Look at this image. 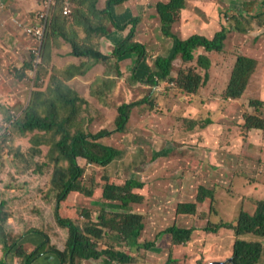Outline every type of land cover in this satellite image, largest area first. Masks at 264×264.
I'll list each match as a JSON object with an SVG mask.
<instances>
[{
	"label": "trees",
	"instance_id": "1",
	"mask_svg": "<svg viewBox=\"0 0 264 264\" xmlns=\"http://www.w3.org/2000/svg\"><path fill=\"white\" fill-rule=\"evenodd\" d=\"M38 1L40 5L43 4V0ZM53 1L50 12L58 17V21L52 22L51 16L46 38L47 46L49 39L59 40V37H62L72 45L73 55L92 58L97 63L105 65V74L112 75L117 72L119 78L126 79L128 76L127 72L123 71L122 60L128 57L133 59L135 63L133 72L148 59L152 62L151 58H155L153 59L155 67L150 69L148 82H145L147 78L142 81L146 83L143 86L144 91L147 88V94L118 106L115 123L116 131L119 133L128 130L132 112L136 108L145 112L148 110L149 113L154 114L157 105L162 106V103L167 101L171 106L173 102H176L172 98H177L181 94L189 97L186 105L196 103L195 101L199 100L195 97L196 94L211 77V69L216 61L213 55L225 51L231 32L230 27H226L225 22L221 20L219 23L221 28L214 35H210L213 29L207 32L192 29L190 35L183 36L179 26L192 18L195 6L192 0H108V7L101 10V18L96 27L93 25L92 18L88 27L86 20L82 19V17L85 19L86 16L89 17V13L95 9L96 0ZM66 1H73L75 4L69 15L63 12ZM140 1H146L148 4L147 16L151 20L150 28L155 37L158 40L167 38L174 41L171 56L156 53L146 42L138 39L137 25L142 22L143 16L138 15L134 8ZM211 1L206 0L198 5V8H207ZM249 2H261L264 6V0ZM122 4L131 7V11H128L134 17L119 21L114 16V7ZM28 9L29 7L22 0L12 2L2 0L0 21H2V13L24 19ZM221 10L223 11L222 8ZM129 13L126 12L128 15ZM126 14L125 17H127ZM59 15L64 18H59ZM250 17L256 19V16ZM229 18L236 19L237 15ZM28 19L29 25L43 20L34 11L29 14ZM197 20L201 22L199 18ZM109 24L112 27L111 37L117 38V44L114 45L113 50L107 51L108 46L105 45L106 42L103 43L100 40L102 36L100 34L105 35L104 29H107ZM254 27L253 24L246 22L244 30ZM7 29L13 32L9 24ZM17 36L19 43L14 48L5 47L3 40L0 41V88L4 86L6 93L10 96L9 99H5V94L0 93V143L12 149L15 146L18 150L17 146H21L22 149L25 146L29 147L32 150L31 155L33 153L35 155L37 163L33 169L37 171V174L34 170L32 174L30 172L23 174L22 168L15 171L9 169V178L0 179L2 182L0 186V264H11L5 260L6 254L10 256V260L12 256V260L17 264H33L47 253L57 254L60 259L59 264L93 262L136 264L139 259L149 264H207L203 251L205 238L199 237L198 231L201 229H197L187 216L193 215L198 210V203L204 202L207 198L217 202L216 192L219 187H223L220 184L228 181L232 184L233 181L219 179V185L210 187L203 179V182L197 184L195 199H186L184 198L186 180H190L189 165L187 164L186 167L173 165L176 160L184 165L186 156L183 154L182 157H176L170 165L162 168L160 162L164 161L165 154L161 156L157 154L153 159L158 158L155 164L158 167V178L160 176L161 178L166 176V178L158 182V187L162 191L155 197L157 204L149 202V197L143 192L144 181L131 177L121 182L118 179L123 178L122 173L117 175L112 173L113 167L117 165L124 150L115 144L109 142L104 144L99 141L102 137L108 136L111 131L104 128L91 132L84 128L80 116L83 113L91 115L92 101L67 80L66 74L60 75L55 67L53 69L48 67L49 62L45 58L37 70L34 66L37 56L35 50L40 44L37 37L30 33ZM84 36L86 40L96 44V47L82 44ZM263 38V36L256 37L257 43L252 49L255 54L250 51L236 54V65L223 94L214 92L212 98L204 97L206 100H200V108L206 105L207 111L201 112L198 107L195 113L186 111L187 116L184 119L188 125L187 134H194L200 128L205 129L212 124H217L222 128L224 140V129L234 127V124L226 120L228 111L236 100L247 95L251 79L260 70L261 65L264 66L262 63L264 52L260 50V44L264 42ZM95 40L100 41L95 43ZM101 46L104 47V51L101 50ZM177 58L182 60L183 65L180 67L174 62ZM174 71L177 72L176 76L173 75ZM124 85L138 87L134 79L133 81L127 79ZM155 85H158L161 91L157 92ZM91 93L94 95L95 92L92 90ZM106 95L110 96L108 93ZM160 96L163 97L160 98ZM253 102L258 105L259 112L245 113V120L239 121L243 129L239 135L246 138L252 131L262 132L264 135V111L261 108L264 102L261 99L253 100ZM224 111L226 116L222 114ZM192 114L193 116L190 117L189 115ZM196 135L205 139L203 134ZM188 144L193 145V142L189 141ZM42 147H48L49 151L44 152ZM199 149V153L193 154L192 150V154L201 160H207V157L203 155L204 150L201 147ZM238 156L237 160L241 158L243 162L242 167L234 169L231 161L235 160V157L230 154L228 159L232 165H223L221 168L213 165L214 172L219 175L240 174L258 180L256 182H264V168L259 169L261 162L255 161L254 158L245 159L241 154ZM143 158L146 160V155ZM188 158L193 161V156ZM90 168L93 169L90 173L93 180L94 175L100 173L99 182L91 180V187L84 184ZM190 170L193 171V169ZM203 171L206 176L207 171ZM47 176L49 179L45 180L43 186L36 183L37 180L46 179ZM97 187H101L99 200L103 199V203L93 207L89 203L96 196ZM35 189L38 190L40 197L44 196L53 203L44 204L41 201L37 204V197L33 198ZM29 194L31 196H27ZM73 195H81L85 201L80 205L79 215L76 218V215L71 214L72 209L67 206ZM25 196H27L26 201H24ZM253 204L254 212L242 207L235 221L223 220L204 229L205 233L218 232L224 227L236 231L238 239L234 244L232 261L227 260L220 264L261 263L263 244L242 237H264V199L254 200ZM96 213H99L97 218ZM35 214L42 217V222L36 221ZM44 220L47 221L46 224ZM54 229L62 234L61 242L54 243L55 234L51 233ZM31 233L46 237V241L30 254L29 249L23 243L19 245L18 241L24 235ZM181 245L188 247L187 261L184 259L183 263L177 262L174 254Z\"/></svg>",
	"mask_w": 264,
	"mask_h": 264
},
{
	"label": "rangeland",
	"instance_id": "2",
	"mask_svg": "<svg viewBox=\"0 0 264 264\" xmlns=\"http://www.w3.org/2000/svg\"><path fill=\"white\" fill-rule=\"evenodd\" d=\"M205 0H192V2L195 4L192 11V18L190 20L184 21L179 27L182 30L183 36H188L191 34L192 29L197 30L199 32H207V30H212V33L210 32V35H214L217 30L221 28L219 26V23L221 20L225 22L224 25L226 27H230V36L229 41L227 42L225 51L220 52L219 54L215 53L213 56H215V63L212 66L211 69V77L208 81V83L200 89L198 94H196L195 97H197L199 100L195 101L196 103H192L190 105L188 104L189 97L185 94H181L177 98H172L176 102H173L170 106L167 101L162 103V106L157 105L156 113H149L148 110L142 111L139 108H136L132 112L129 128L125 132H117L116 131V123L115 118L116 114L118 112V106L121 105L124 102H132L135 97L139 98L140 95H146L147 94V88L144 91L143 86V79L147 78L150 74V69L153 68L154 61L151 58L141 64L138 69H134L132 72V69L134 68L135 63L132 61L133 59L131 57L126 58V61H123V71L127 72L128 80L133 79L136 81V85L138 87H129V89H122L119 93V95L115 98V96L112 94L110 96H106L104 92H101V89L104 90V85L101 83L102 78L100 77L101 73L97 72V66L98 63L94 59L90 58L89 61H87V65H85L83 68L90 69L89 64L90 62H93V69L90 70L91 77L94 74V79L91 80V91L93 90L96 96L95 102L92 101V108H91V115L88 113H83L82 116H80V120L84 123V128L87 131H93L97 132L100 129H108L111 131V133L108 135L106 141L107 143L115 144L119 146V148H122L124 150L123 154L120 156L119 161L116 166L113 167L112 173L114 175H117L118 173H122L121 176L123 178L118 179V181H125L126 178H135L139 181H144L145 186L143 189V192L147 194L149 197V202L157 204L158 201H155L157 198H155L157 195L161 194L162 189L158 187V182L166 178V176H161L158 178V167L155 165L158 161L157 159H153V157L157 154L160 156L165 154L164 161L160 162L162 168L166 165H170L176 157H182L181 155L184 154L186 156L184 158V165L179 164L177 160L174 162L173 165L178 164V166H185L189 165V175L190 180H186V188L185 193L186 196L184 198L194 200L195 194L197 191V184L198 182H203V179L207 182L206 184L210 187H215L219 185V179L220 180H226L231 179L233 183L231 184L229 181L224 184H220L223 187H219L216 196L218 197V201H212L211 198H207L204 202L198 203V210L193 215H188L187 217L189 220L196 226V228L201 229L198 231V235L201 238H205V246L203 247V251L206 254V261L207 264H213V263H224L227 260H231L234 252V244L236 240L238 239V236L236 235V231L232 228H221L219 229L220 232H213L208 231L207 233L204 232V229L206 227L213 226L215 223H220L221 221L225 220L227 222H233L237 219V216L239 215L242 206L247 205L249 208H253L254 204L252 203V199L246 200V192L252 188L254 184L257 185H264V182H256L258 180L256 179H250L247 176L244 175H235L232 176L231 174L225 173L224 175H219V173L214 172L212 166L214 165L216 167H220L223 165H232L234 169L236 167H242V160L241 158L237 160L239 157L238 155L241 154L244 155L245 159L253 158L250 156H253L250 154V156H247L246 153V143L247 140L254 141L256 143H259V145L264 144V135H262V132H250V135L246 138V136L239 135L243 129L240 125L239 121L245 120V113L247 114H257L259 111L257 109V104H254L253 100H262L264 93L262 89L264 88V79L262 76V71H264V66L261 65L260 70H258L253 78L251 79V82L248 87L247 95L241 99L236 100L235 104L231 107V109L228 111V115L226 116V111H224V114L226 116L227 122H231V124L234 127H240V133L235 134L231 136V139H222L223 132H221V127L217 124H212L208 128L205 129H199L196 133H190L187 134L186 129H188V125H186V120L184 119L187 114L186 111L189 110L191 113H195L196 108L202 112L207 111L208 108L206 105H203L202 108H200L201 102L200 100H206L204 97H213L214 92H219L223 94L225 89L227 88L232 71L235 68L237 56L238 53H245L246 51H250L255 54V52L252 50L255 44L257 43L256 37L257 36H263L264 37V6L261 2H251L249 3L250 9L244 10L242 5L238 4V0L235 2H231L230 0H212L209 6H206L207 8H198L200 4L204 3ZM250 1V0H249ZM54 3V1H53ZM66 3V2H65ZM64 3V4H65ZM71 8L75 7V4L73 1H69ZM145 3V4H144ZM241 3V2H240ZM133 5V4H132ZM94 7V6H93ZM108 7V0H96L95 9L89 13V17L86 16L82 17V19L86 20V26L88 27L91 23V18L93 19V25L96 27L99 23L100 16H101V10L107 9ZM134 7V5H133ZM223 9V11L221 10ZM147 9L148 4L147 2L140 1L136 8H134V11H137L138 15L143 16L142 22L138 23V31L137 37L138 39H141L142 41L146 42L150 47H152L156 53H162L166 54L168 56L172 55V46L174 41L172 39L163 38L162 40H158L155 37L154 32L151 31L152 28H150V21L149 17L147 16ZM131 11V7L127 6V12ZM197 10H199V14L197 13ZM48 11V7H47ZM53 11V10H51ZM227 11V12H224ZM126 12V11H125ZM114 16L119 21H124L126 19H131L134 17L133 14L129 15H120L116 12L113 13ZM229 17H235L237 15L236 19H231ZM52 16V21L56 20L58 21V17H55L53 15V12H50V17ZM62 15H59V18H64ZM250 16H256V19H253ZM49 17V19H50ZM191 17V15H189ZM198 17L201 22H199L196 18ZM230 19L233 22V25L231 27L230 25ZM219 20V22H218ZM237 21V22H236ZM246 22L253 24L255 27L253 29L249 28L248 30H244V27L246 26ZM187 23V24H186ZM51 22L49 23V25ZM148 29L150 31H148ZM105 35H102L100 40H102L105 45L107 44L108 49L107 51H110L109 45L115 44V40L112 39L111 33H112V27L111 24L108 25V28L104 29ZM259 33V34H257ZM98 34H96L97 36ZM48 36V33H47ZM51 36V34H50ZM95 36V38H96ZM47 38V37H46ZM255 38V41L253 42V39ZM264 39V38H263ZM3 40V45L7 47L4 40L5 38H0V41ZM47 40H45L44 45L47 44ZM100 40H95V43H98ZM113 40V41H111ZM82 44H89L94 45L89 40L85 39V36L83 38ZM52 40L49 39L48 46L43 45V59L44 55L47 51H49V48L51 47ZM57 43V42H56ZM263 43V42H262ZM261 43V44H262ZM260 44V45H261ZM68 45H71L68 43ZM53 46V45H52ZM72 47V45H71ZM60 48V47H59ZM262 50H264V44L260 46ZM104 47L101 46V50H103ZM52 51V59H53V50ZM264 52V51H263ZM43 62V61H42ZM86 62V61H85ZM175 64L180 67L182 64V60L180 58H177L175 61ZM54 63V60L51 61L48 64V67H52ZM262 63H264V57L262 59ZM42 63H39V66ZM102 68L105 69V65L103 63H100ZM96 65V66H95ZM38 66V67H39ZM54 67V66H53ZM38 70V68H37ZM66 72V70H65ZM77 74H83L82 72L76 71ZM115 74L117 72H114ZM136 75V77H134ZM174 76L177 75V72L174 71ZM264 76V75H263ZM90 77V79H91ZM89 79V80H90ZM147 79H145V82H148ZM101 83V84H100ZM146 84V83H145ZM127 87V86H126ZM134 88V89H130ZM155 89H158L157 92L161 91L158 87V85H155ZM156 91V90H155ZM156 95V94H155ZM163 96H160L162 98ZM203 97V98H201ZM100 98V99H99ZM181 101V103H178V101ZM264 100V99H263ZM264 102V101H263ZM100 103V104H98ZM104 106H107L106 108ZM162 107V108H161ZM264 111V105L261 107ZM179 116V119H178ZM190 117L193 116L189 115ZM202 116V115H200ZM198 117V115H197ZM91 120V121H90ZM219 120V118H218ZM87 121V122H86ZM232 126L230 127V130H232ZM186 132V133H185ZM258 133V134H257ZM196 134H203L205 139L202 137L197 136ZM193 142L192 144H188V142ZM185 142H187L185 144ZM25 145V144H24ZM17 146V145H16ZM15 146L12 148H8L7 146L0 143V179L1 178H9L10 175L8 173L9 169L11 171H15V169L22 168L23 174H28L30 172L33 173V168L36 166V160L34 158V153L31 155L32 150L29 147H24L23 149L21 146ZM201 147L204 151L203 155L207 157V160H201L197 157H195L193 154L199 153ZM44 152H48L49 148L42 147ZM206 149V150H205ZM212 149V150H211ZM193 150V154H192ZM224 150V151H223ZM240 153V154H239ZM139 154V155H137ZM232 154L233 157H235V160L231 161L232 163H229L228 156ZM146 155V160L143 158V156ZM193 156V161H191L188 157ZM38 158V156H36ZM199 157V156H198ZM257 158H254L255 161H260L261 166L259 169H263L264 166V157L260 155H256ZM155 158V157H154ZM172 165V166H173ZM171 166V167H172ZM257 166V165H256ZM183 167V168H185ZM190 169H193L191 171ZM216 169V168H215ZM206 170L207 173L206 176H204V171ZM91 171H93L92 168L88 169V174L85 177V185L92 186L91 180L99 182L100 180V173L94 175L91 178ZM100 171V170H99ZM123 171L125 172L123 174ZM169 171V169H167ZM195 171H198V173H195ZM34 173L37 174V171L34 170ZM14 174V173H13ZM14 176V175H13ZM204 176V177H203ZM35 177V176H32ZM37 178V177H35ZM49 176H47L46 179H40L37 180V184L40 186H43V183H45V180H48ZM33 180V179H31ZM255 182V183H253ZM0 182V186H1ZM5 184V182L3 183ZM9 184V182H8ZM141 189V188H140ZM97 193L96 196H94V199L89 203V205L95 207L96 204L101 205L103 203V199L99 200V195L101 193V187H97L96 189ZM1 192V191H0ZM31 196V194L27 195ZM24 197V201H26V197ZM37 197V199H36ZM33 198L36 199V203L39 204L41 201L43 203H53L49 202L46 197H40L38 195V190L35 189V192L33 194ZM155 198V199H153ZM91 199V198H90ZM89 199V200H90ZM88 200V202H89ZM252 202H251V201ZM247 201V202H246ZM84 197L81 195H73L72 199L68 201V207L72 209V215L75 216V218L79 215V208L80 205L84 203ZM101 203V204H100ZM32 204V203H31ZM239 204H241L239 206ZM159 205V204H158ZM52 214V213H50ZM36 217L37 222H42V217L39 215H34ZM99 216V213H96V218ZM82 220H85L82 218ZM45 224L47 223L46 220L43 221ZM55 236H53L54 243H57L58 241L61 242V233H58L56 229H54L53 232ZM27 237V238H26ZM2 238V237H1ZM21 240H23V245L26 248H32V251H29V253H33L38 246L46 241V237H43L40 234L37 233H31L28 235H24V237L20 238L18 243L21 244ZM57 246L58 244H54ZM177 255L179 258L176 259L177 262L183 263V260H186V255L188 254V247L181 245L176 250ZM174 253V254H176ZM264 253V252H263ZM10 256L6 254L5 260L8 259V262L11 264H17L16 261L11 260L9 258ZM58 256L55 253H47L41 257H39L33 264H57L55 259H57ZM190 258V256H189ZM263 258V255H262ZM40 259V260H39ZM264 259V258H263ZM187 261V260H186ZM39 262V263H38ZM147 261H136V264H147ZM90 264H105L104 262H93ZM118 264V263H115ZM149 264V263H148ZM151 264V263H150ZM260 264V263H259Z\"/></svg>",
	"mask_w": 264,
	"mask_h": 264
},
{
	"label": "crops",
	"instance_id": "3",
	"mask_svg": "<svg viewBox=\"0 0 264 264\" xmlns=\"http://www.w3.org/2000/svg\"><path fill=\"white\" fill-rule=\"evenodd\" d=\"M10 1L12 2L14 0H10ZM22 1L24 2L25 5H27V7H29L28 14L26 15L24 20H29L28 19L29 18V14L32 11L37 12V11L41 10V8H42V5H40V1H38V0H22ZM230 1L231 2H235L236 0H230ZM238 1L241 2V3L238 2V4H240V6L242 5L244 10L250 9L249 3H251V2H249V0H238ZM0 2H2V0H0ZM142 2H146V1H142ZM125 11L127 12L126 4L117 5V6L114 7V12H116L117 14L125 15L126 14ZM197 13L199 14V10H197ZM1 18H2V21H0V38H5V40H4L5 44L8 47H10V48H14L19 43V38H18L17 35L18 34L19 35L22 34V32L19 31L16 28V26L12 23V19L13 18L10 17L9 14L2 13L1 14ZM8 24L10 25V27H12L13 32H9L8 31V29H7V25ZM257 34H259V33H257ZM117 36L121 37V35H119V34H117ZM112 39L115 40V44L109 45L110 46L109 47L110 50H113L114 49L113 48L114 45L117 44V38L116 37H112ZM111 41H113V40H111ZM68 43L69 42H66L62 37H59V40H57V39L52 40L51 47L49 48V51H47L45 53L44 58L49 63L54 60V63L52 65L57 69L59 74L60 75L61 74H66L68 76L67 80H69V82L73 86L77 87L78 90H80V92L82 94H84L90 100H93L95 102V99H93V98H96V96L92 95V93H91L92 92L91 91V80L94 79V74L92 75V77H91V74H90V70L93 69V65H92L93 62H90V64H89L90 69L89 70L87 68L81 69L85 65H87V61H89L90 59L87 58V57H78V56L73 55L72 54L73 48L71 47V45H68ZM263 44H264V42L261 45H263ZM51 49L54 52L53 53V59H52V51H51ZM260 50L264 51L261 48H260ZM122 61H126V59L122 60ZM53 66L51 67L52 69H53ZM101 66L102 65L100 63H98L97 72H100V73L102 72L101 75H100V77L102 78V82L101 83L105 86L104 90L102 88L101 92H104L105 94L108 93L110 95L113 94L115 96L114 99H116L117 95H119V93H120L121 87H122V89H127V90L129 89V87L127 85H124V83H125V81H127V79L126 78H119L117 76V73L116 74L114 73L112 75H107L104 72L105 71L104 68H102ZM65 70H66V72H65ZM76 71H78V72L80 71L83 74H77ZM261 73H262L261 77L264 79V76H263L264 71H262ZM90 77H91V79H90ZM144 84L145 83L143 82V85ZM262 91L264 93V88L262 89ZM6 92L7 91H6L5 87L2 86L0 88V93H4L5 94L4 98L5 99H9L10 96H8V94ZM262 98L264 99V96ZM263 99H262V101H264ZM98 104H100V103H98ZM104 107L106 108L107 106H104ZM115 114L118 115V112L115 113ZM239 128L240 127H233L232 130H230L229 127H226L224 129L225 130L224 139L227 138V139L230 140L232 135L239 134L240 133ZM107 137L108 136L102 137L99 141L101 143L107 144V141H106ZM247 141L248 142L246 143V147H245L246 148V153L245 154H248L247 156H250V154H251L253 156H250V157L257 158L256 155H260L261 154L264 157V144L259 145V143H256L254 141H250V140H247ZM263 161H264V159H263ZM247 199H252L253 201L254 200H263L264 199V185L254 184L252 186V188L246 192V200ZM240 205L241 204H239V206ZM242 207H244L245 209L249 210L250 212H254L255 211V207L254 206H253V208H249L247 205H244ZM220 232H222V231H219L217 234H219ZM242 237L259 241L264 246V237H260V236H242ZM20 242L22 243L23 240H21ZM29 251H32V248H29ZM205 256H206V254H205ZM175 257L179 258L177 253L175 254ZM263 258H264V253H263ZM263 258H261V263L260 264H264V259ZM55 261L57 262V264H59V259L58 258L55 259ZM35 264H37V263H35Z\"/></svg>",
	"mask_w": 264,
	"mask_h": 264
},
{
	"label": "built area",
	"instance_id": "4",
	"mask_svg": "<svg viewBox=\"0 0 264 264\" xmlns=\"http://www.w3.org/2000/svg\"><path fill=\"white\" fill-rule=\"evenodd\" d=\"M71 12H72L71 5L69 3H67L64 6V13L65 14H70ZM47 13L46 12L43 13L42 17H46L47 16ZM13 23L20 30H22L24 32H28V33L34 34L38 38V40L41 42V45H42V42H43V40L45 38L46 27H47V20L44 21V22H41V23H39V24H37L35 26H29V25L25 24L23 21H20L17 18H14L13 19ZM41 51H42V49H41V46H40V48L36 50L37 58L35 59V63H34V66H35L36 69L38 68L39 63L42 61Z\"/></svg>",
	"mask_w": 264,
	"mask_h": 264
},
{
	"label": "clouds",
	"instance_id": "5",
	"mask_svg": "<svg viewBox=\"0 0 264 264\" xmlns=\"http://www.w3.org/2000/svg\"><path fill=\"white\" fill-rule=\"evenodd\" d=\"M67 3H69V1H66V3L64 4V6L67 4ZM70 4V3H69ZM52 5H53V2H52V0H43V4H42V8H41V10H39V11H37L36 13H38V15H39V17H40V19H43V20H41L40 22H38V23H35V24H28V20H24V19H19L20 21H23L25 24H27V25H29V26H35V25H37V24H39V23H41V22H44V21H46L47 20V27H46V33H45V38H44V40H43V42H42V45H41V42L39 41V47L37 48V49H39L40 48V46H41V49H42V51H41V54H42V61H43V45H44V43H45V40H46V37H47V33H48V28H49V23H50V19H51V17H50V9L52 8ZM64 6H63V12H64ZM47 7H48V11H47ZM47 13V16L46 17H42V15H43V13ZM65 14V13H64ZM65 15H69V14H65ZM49 17H50V19H49ZM13 19L14 18H17V17H12ZM13 19H12V23H13ZM18 19V18H17ZM14 24V23H13ZM16 26V25H15ZM16 28L19 30V31H21L22 33H28V32H24V31H22V30H20L17 26H16ZM30 34H32V33H30ZM32 35H34V34H32ZM35 36V35H34ZM36 37V36H35ZM38 39V38H37ZM45 46V45H44ZM36 49V50H37ZM36 50H35V52H36ZM36 55H37V53H36ZM36 58H37V56H36ZM42 61L40 62V63H42ZM35 63V62H34ZM59 259V258H58ZM59 263H60V259H59Z\"/></svg>",
	"mask_w": 264,
	"mask_h": 264
},
{
	"label": "water",
	"instance_id": "6",
	"mask_svg": "<svg viewBox=\"0 0 264 264\" xmlns=\"http://www.w3.org/2000/svg\"><path fill=\"white\" fill-rule=\"evenodd\" d=\"M231 261H232V259H231Z\"/></svg>",
	"mask_w": 264,
	"mask_h": 264
}]
</instances>
